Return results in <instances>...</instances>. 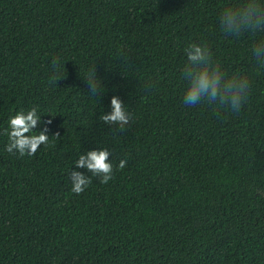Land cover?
Here are the masks:
<instances>
[{"label":"trees","instance_id":"1","mask_svg":"<svg viewBox=\"0 0 264 264\" xmlns=\"http://www.w3.org/2000/svg\"><path fill=\"white\" fill-rule=\"evenodd\" d=\"M228 2L0 0V132L37 106L49 135L21 157L0 134V264H264V73L251 34L219 31ZM193 40L252 74L239 114L182 105ZM113 96L123 128L100 119ZM94 147L110 151L112 179L79 169L91 182L74 194V160Z\"/></svg>","mask_w":264,"mask_h":264},{"label":"clouds","instance_id":"2","mask_svg":"<svg viewBox=\"0 0 264 264\" xmlns=\"http://www.w3.org/2000/svg\"><path fill=\"white\" fill-rule=\"evenodd\" d=\"M216 22L219 31L225 36L238 38L244 33L251 34L253 39L246 50L247 55L254 73H264V0L225 3L217 12ZM183 52L186 63L182 73V105L194 107L207 103L232 114H239L253 94L252 74L226 72L203 40L189 42ZM100 84L96 78H89L88 87L92 95L100 91ZM110 105L111 110L103 113L100 119L123 128L130 116L121 99L113 96ZM40 123L41 114L37 106L21 107L10 113L7 126L0 132L7 137L4 149L21 157L35 155L37 149L49 140L47 127L38 129ZM110 155L105 147H94L80 153L70 172V192L79 195L91 182L90 176L79 169H86L91 176L99 177L101 183H108L113 176ZM125 164V160H120L117 167L123 168Z\"/></svg>","mask_w":264,"mask_h":264}]
</instances>
